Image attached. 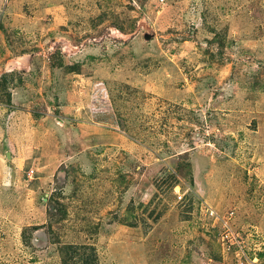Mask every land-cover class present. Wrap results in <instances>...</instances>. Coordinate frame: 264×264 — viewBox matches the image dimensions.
I'll use <instances>...</instances> for the list:
<instances>
[{
  "label": "rangeland",
  "instance_id": "rangeland-1",
  "mask_svg": "<svg viewBox=\"0 0 264 264\" xmlns=\"http://www.w3.org/2000/svg\"><path fill=\"white\" fill-rule=\"evenodd\" d=\"M6 74L0 264H264V0H0Z\"/></svg>",
  "mask_w": 264,
  "mask_h": 264
},
{
  "label": "built area",
  "instance_id": "built-area-1",
  "mask_svg": "<svg viewBox=\"0 0 264 264\" xmlns=\"http://www.w3.org/2000/svg\"><path fill=\"white\" fill-rule=\"evenodd\" d=\"M96 91H100L101 95H100L99 99L94 98V102H98L102 106L106 107L107 103H108V101L106 100V97H105L106 91L102 88H98ZM177 192H178V197L182 198L181 193H183V192H180V190H177ZM205 215H209L211 218H213V225H217V223L221 224V229H223V230H221L219 232V235H221L223 242H224V240H228L230 248H231V245H233V244H237V246L239 245L238 243L241 244L240 251L236 250L235 253H237L238 257L240 256L239 258L242 260L244 258L243 256L245 255L244 246L242 244L243 238L241 237L240 232L235 230V228L231 224L232 218L234 217L233 213H229L226 216H223L216 209H214L212 206L206 205Z\"/></svg>",
  "mask_w": 264,
  "mask_h": 264
},
{
  "label": "trees",
  "instance_id": "trees-1",
  "mask_svg": "<svg viewBox=\"0 0 264 264\" xmlns=\"http://www.w3.org/2000/svg\"><path fill=\"white\" fill-rule=\"evenodd\" d=\"M8 82L9 79L7 77V74L2 76L0 79V88L6 92L7 100L11 101V92L7 90ZM2 96L3 95L0 94V100L2 99ZM237 247H238L237 245L234 246V251L236 250ZM60 248L65 254V260L67 258L68 260H72V261L80 259L83 264H96L97 253L94 246H90L88 244L69 243L67 245L60 244Z\"/></svg>",
  "mask_w": 264,
  "mask_h": 264
},
{
  "label": "water",
  "instance_id": "water-1",
  "mask_svg": "<svg viewBox=\"0 0 264 264\" xmlns=\"http://www.w3.org/2000/svg\"><path fill=\"white\" fill-rule=\"evenodd\" d=\"M146 37H147V38H149V37H150V35H149V34H146Z\"/></svg>",
  "mask_w": 264,
  "mask_h": 264
},
{
  "label": "clouds",
  "instance_id": "clouds-1",
  "mask_svg": "<svg viewBox=\"0 0 264 264\" xmlns=\"http://www.w3.org/2000/svg\"><path fill=\"white\" fill-rule=\"evenodd\" d=\"M177 190H180V188H179V189H177ZM177 190H176V191H177ZM180 192H181V190H180ZM177 195H178V192H177ZM177 197H178V196H177ZM178 198H179V197H178Z\"/></svg>",
  "mask_w": 264,
  "mask_h": 264
}]
</instances>
